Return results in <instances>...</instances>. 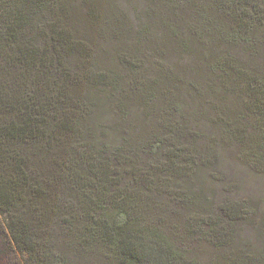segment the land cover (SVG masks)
<instances>
[{
	"label": "trees",
	"instance_id": "trees-1",
	"mask_svg": "<svg viewBox=\"0 0 264 264\" xmlns=\"http://www.w3.org/2000/svg\"><path fill=\"white\" fill-rule=\"evenodd\" d=\"M73 1L0 0V226L8 244L14 247L7 264H91L92 257L101 259L99 248L109 250L110 264H200L187 256L191 250L183 241L201 238L203 224L210 225L207 235L214 246L224 249L220 258L228 264L222 256L230 251L231 241L249 239L246 234L224 231L232 221L245 218L243 209L223 199L217 207L221 217L206 219L202 210H206L208 202L201 193L184 189L183 181L198 175L196 166L201 162L204 168L216 165L217 170L208 175L229 185L222 175L223 161L218 152L231 141L247 145L248 149L250 146V157H242L247 158L246 162H255L256 172H264V141L257 143L256 136L244 127V111L239 108L233 110V106L213 102V116L201 107L186 111L179 93L185 90L187 80L174 77L164 68L161 77L159 73L154 77L144 75L143 64L120 45L127 35L122 17L110 16L108 5L100 7L102 0H83L88 4L85 17H90L86 21L90 26L97 23L93 27L98 30L93 33L97 36L103 25L99 37L104 40L110 30L119 44L109 53H118L126 74L134 79L122 81L109 67L99 68L97 50L103 54L106 49L97 44L93 34L77 38L71 25L75 17ZM186 1L200 7V0H152L149 19H154L158 4L164 3L166 14L170 13L165 21H170L184 13L180 5ZM208 1L216 14L210 13L208 18L199 11L204 20L201 26L213 34L206 42L213 45L219 39L226 48L210 65L205 61L197 63L196 68L218 71V78L225 82L217 91L219 95L233 92L229 81L234 74L243 81H239V92L252 100L248 112L257 109L264 116V69L257 73L238 66L232 54L234 45L248 43L240 33L257 32L252 21L264 24V15L258 9H264L261 0H252V16L243 7L249 2L241 5L240 0ZM219 17L230 20L228 34L214 30ZM150 23L138 34L150 42L151 48ZM167 26L179 47L172 53L165 40L162 45L155 44L159 56L152 66H161L168 55L191 53L190 35L199 34L194 28L196 23L188 27L185 38L172 24ZM252 47L248 45L246 49ZM73 54L82 65L77 74L65 62L66 55ZM60 80L61 88L57 89ZM96 89L102 97L96 94L94 98ZM131 112L141 122L151 119V127L158 122L156 129L138 139L131 130ZM176 114L178 118L173 120ZM107 116L114 120L107 123ZM202 116L210 120V129L205 131L208 135L202 128L194 136L205 133L211 146L208 152L198 154L199 158L195 154L187 157L190 150L181 137L189 128L197 129ZM250 127L254 126L249 124ZM95 128L100 129L97 136ZM128 177L132 183L122 182ZM160 192L171 205L184 210L180 233L186 236L177 237L162 229L167 223L161 221V213L166 210L154 198ZM109 204L114 205V210L109 209ZM151 208L156 210L155 223L150 221L140 227L139 223L147 222L144 217ZM246 228L245 233L249 227ZM203 237L207 240L206 235ZM263 247L264 243L253 251L252 264H264Z\"/></svg>",
	"mask_w": 264,
	"mask_h": 264
},
{
	"label": "rangeland",
	"instance_id": "rangeland-1",
	"mask_svg": "<svg viewBox=\"0 0 264 264\" xmlns=\"http://www.w3.org/2000/svg\"><path fill=\"white\" fill-rule=\"evenodd\" d=\"M152 0H107L102 2L100 1V7L105 8L107 6V11L110 16L117 15L121 16L123 21V27L127 29V35L124 39L121 40L120 45L126 46V51L131 54V56H136V58L143 64L142 72L144 75L154 77H159L162 75V71L165 70L171 71L174 77H181V79H186L188 84L185 86V90L179 93V96H182L181 105L184 107L186 111H194L199 109L200 107L209 112V115H214V111L210 110V106L213 102H217L218 105H230L235 107L233 110L239 108L240 111H244L245 118L243 120L244 127L249 131L250 134L255 135V141L257 143H261L264 141V116L259 114L257 109H251V112H248V107L251 105L252 100H247V96L244 93L239 92V81L242 83V80L236 79L234 74H231V93L228 94H218L217 91L219 87L223 86L225 82L222 79L218 78L217 70H208L207 67H198L196 68L197 63H204L208 61L207 64L214 62L217 60L219 56H222L224 53V49L226 48V43L219 42V39L214 41L213 45L206 42V39L210 38L213 34L207 32V28L201 26V23L204 21L200 16V12L202 11L206 13V17H210V15L216 14L215 8H212L210 2L208 0H200V4L198 6L193 5V3L186 1V3L181 4L184 13L179 14L177 17H174L170 21H165V16H170L168 9L165 7L164 3L158 4V12L154 16V19L151 18V6ZM242 1L241 5H243L245 11L252 16V0H240ZM83 0H75L72 2L73 9L75 11V17L71 21L72 30L76 33L77 38H84L88 35H94L93 33L98 30L97 27H93L97 23H93L90 26L89 16L85 17V14L88 10V4L84 3ZM261 7L264 8V0H261ZM264 15V9L258 8ZM208 12V13H207ZM211 13V14H210ZM246 17V16H244ZM86 18V19H85ZM202 20V21H201ZM201 21V22H200ZM148 22H151L150 32H151V48L150 42L139 38V30L143 28L144 25H147ZM197 24V27H194V24ZM213 26L215 27V23L212 21ZM217 23L218 27L214 30L221 31L225 34H228L230 29V20L228 18L221 20L219 17ZM254 23L258 29L257 32L255 30L240 33L242 37H245L248 43H241V45H234L235 48H232V54L236 56V60L238 61V66L242 65L243 67H247L249 70H253L257 73H261L264 69V24H260L259 21L254 20L251 22ZM168 24H172L177 34L180 33L181 37H187L188 27L193 26L199 34H191L189 38L190 42V52L186 53V55L179 54H171L167 57H164L165 62L158 67L152 66L155 61L158 60V54L156 53L155 47L161 44L162 40H165L169 43V49L175 51L177 49L178 44H175V39L173 34L169 33ZM190 25V26H189ZM168 27V28H167ZM219 28V29H218ZM103 29V25L99 26V34L96 36V42L100 45L104 50L103 54L101 49H98V53L100 54L101 67H109L112 69L114 73L119 75L122 81L126 80L127 82L134 79V76L131 74H126V70L121 65L118 60V53L112 52L109 53L111 48L115 49L117 44H119L118 40H115L113 36L110 35V30L107 29L106 35L102 33L101 36L104 35V40H102L99 35ZM206 29V30H205ZM200 36L201 38L200 40ZM180 38V37H179ZM154 44V45H153ZM162 45V44H161ZM249 46H253L249 51L246 49ZM118 47V46H117ZM97 48V47H96ZM181 48V47H180ZM106 51V52H105ZM95 52V51H94ZM94 52H92V57L94 58ZM97 56V53H96ZM95 59V58H94ZM65 62L70 66V71L77 74L82 68L80 64V59L76 55H66ZM104 62V63H103ZM103 63V65H102ZM81 65V66H80ZM192 68V70H190ZM200 68V69H199ZM200 71H199V70ZM218 73V74H217ZM217 74V75H216ZM229 77V76H228ZM124 79V80H123ZM60 80L57 84V89L61 85ZM161 82V80H160ZM164 84V81L162 80ZM197 83V84H196ZM151 84H155V82L151 79ZM193 86L195 88H193ZM76 87V86H75ZM74 87V89H76ZM105 86H102V89H105ZM243 88H246L245 83L243 84ZM200 91H198V90ZM199 92V93H198ZM96 94L102 97L99 90H94V98H96ZM200 94V95H199ZM65 95V94H64ZM91 97V95H90ZM86 99V97H85ZM113 102H111L112 104ZM114 109V105H111ZM247 107V108H246ZM135 111V110H134ZM177 111V110H176ZM247 111V114H246ZM136 112H138L136 110ZM131 118L134 121V124L131 126V130L134 136H137L140 139L141 136H146L148 134V130L156 129V123L153 122V127H151V119L147 121L140 119L136 120L131 112ZM177 115V114H176ZM174 115L172 119L178 118V115ZM208 115V116H209ZM202 120L199 121L197 129L189 128L188 131L183 134L181 140L185 142L188 146L185 148H189V154H186L187 157L193 156L195 154L196 158L198 154H202L205 151L208 152V146H211V142L206 136L205 132L206 128L210 129L209 124L210 120L204 119L202 116ZM208 118V117H207ZM107 123H110L114 120L112 116H107L105 118ZM207 123V125L205 124ZM249 124H252L254 127L249 128ZM105 126V122H104ZM204 129L205 133H202L203 136H194L195 132H200L201 129ZM100 132V129L95 128L93 133L97 136ZM201 133V132H200ZM162 136V133H161ZM264 144V143H261ZM227 148L219 151L221 167L223 170L224 179L230 184L227 185L220 181L215 180L213 175H208L212 170H217L216 165L213 164L212 169L202 167L201 162H198L196 168H198V175L193 178H186L183 181L184 189L189 188L190 191L194 190L195 192H199L202 194V197L208 204H206V210L203 209L202 212L206 214V219H209L210 216L217 217L218 219L221 217L219 211L217 212V207L220 201L223 199L231 200L239 205L241 209H243V213L245 218L243 220L232 221L230 226L227 227L224 231H228L230 233L235 232L238 236L246 234L249 239L241 240L240 243H236V241L232 240L230 243V251L225 253L222 257L227 260L228 264H252V260L255 259V255L253 251H257L255 248L261 247L264 243V172H256L253 169L255 162H246L247 158L244 159L242 156L247 155L248 158L250 150L247 145L243 146L241 143L231 141L229 142V146L226 145ZM264 149L262 150V153ZM264 158V153H263ZM200 172V175H199ZM170 174V173H168ZM216 176V175H215ZM132 183L131 178H124L122 182H130ZM160 185L161 183L158 182ZM182 183V182H181ZM235 187L233 189V185ZM110 190H116V187H111ZM117 193V191H116ZM164 193L160 192V194H156L155 199L158 198V202L163 205V209L166 210L162 215L163 222H166L165 228H162L165 231H170L177 237L186 236L185 233H180L181 225H182V215L184 214V210L181 207L171 205V202ZM206 198V199H205ZM108 205V204H107ZM109 209L114 210V205L109 204ZM152 207V205H151ZM156 210L151 208V213L144 217L146 223H139V226H147L149 222L155 223L154 214ZM172 224V228L169 230ZM174 226L176 228H174ZM247 226L248 230L245 233V227ZM210 225L203 224V232L201 238L189 240L184 239L183 242L186 243V246H189L190 252H186L188 257H192L195 261L200 264H223L220 253L224 250L220 247L214 246L212 240L208 236ZM246 228V229H247ZM251 232V233H249ZM208 234V235H207ZM250 234V236H249ZM206 235L207 240L203 237ZM263 242V243H262ZM264 248V247H263ZM14 249L11 244H8L7 239L1 233L0 226V264H7L8 257L10 251ZM264 251V249H263ZM98 252L100 254V258H91V264H110V261L107 258L109 255L105 248H99ZM20 255V254H19ZM217 257V258H216ZM258 258V257H257ZM103 260V261H102ZM260 261V259L258 258Z\"/></svg>",
	"mask_w": 264,
	"mask_h": 264
}]
</instances>
